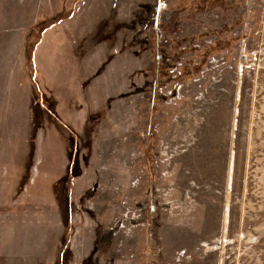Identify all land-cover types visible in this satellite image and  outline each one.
<instances>
[{
	"label": "rangeland",
	"instance_id": "rangeland-1",
	"mask_svg": "<svg viewBox=\"0 0 264 264\" xmlns=\"http://www.w3.org/2000/svg\"><path fill=\"white\" fill-rule=\"evenodd\" d=\"M0 264H264V0H0Z\"/></svg>",
	"mask_w": 264,
	"mask_h": 264
}]
</instances>
